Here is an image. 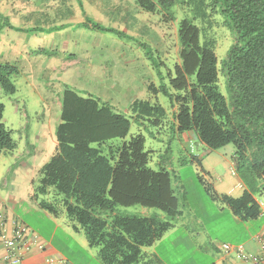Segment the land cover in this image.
<instances>
[{
    "label": "trees",
    "instance_id": "trees-1",
    "mask_svg": "<svg viewBox=\"0 0 264 264\" xmlns=\"http://www.w3.org/2000/svg\"><path fill=\"white\" fill-rule=\"evenodd\" d=\"M134 3L140 11L158 14L166 22L175 19L174 5H193L192 18L184 17L177 24L178 62L169 84L150 83L148 89L155 98L163 94L169 99L170 121L177 133L192 131L210 150L233 146L232 168L244 186L242 193L234 197L215 191L211 194L208 187L206 190L240 220L256 218L261 214L258 200L264 192V0ZM206 8L210 15H221V24L233 37L220 60L214 38L206 35L201 39L200 29L193 22L206 16ZM81 12L85 14L82 7ZM79 25L118 32L88 16ZM17 73L15 65L0 62L3 93L16 92L13 76ZM220 75L229 93L228 102L219 90ZM3 110L0 101V155L17 147L11 130L2 121ZM129 111L127 116L99 98L83 96L64 86L60 119L54 130L55 149L33 180L32 198L54 217L63 212L72 227L83 232L88 246L97 247L103 264H161L155 254L146 255L142 248L174 226L181 214L179 198L168 171L148 166L144 136H126L131 120L160 126L168 113L151 98L135 99ZM113 139L121 141L115 143ZM51 190L55 195L52 199L47 197ZM132 205L156 208L163 215L119 210Z\"/></svg>",
    "mask_w": 264,
    "mask_h": 264
},
{
    "label": "rangeland",
    "instance_id": "rangeland-1",
    "mask_svg": "<svg viewBox=\"0 0 264 264\" xmlns=\"http://www.w3.org/2000/svg\"><path fill=\"white\" fill-rule=\"evenodd\" d=\"M2 3L0 0V25L5 21L1 17L4 14ZM81 7L85 14L81 13ZM67 9H71L72 15L68 14ZM193 9V5H174L172 11L175 19L166 22L158 14L140 11L134 0H26V14L31 15L25 20L26 31L10 28L0 31V62H9L18 69L13 76L16 92L5 94L0 89V101L4 105L2 121L11 130L19 151L26 149V140L34 143L39 133L45 138L50 135L54 137L53 130L49 134L47 123H51V129H54L60 119L58 98L64 84L78 91H90L94 96L104 97L108 94L124 101L127 96L144 89L146 95L164 107L168 114L160 126L152 125L147 120H131L126 139L137 133L144 136L145 150L149 151L148 166L154 170L163 168L168 171L179 198L181 214L173 222L179 229L160 244L169 264H203L207 259L205 255L193 251V245L187 247L186 241L177 243L176 252H172L171 242L186 232L185 229L194 233L190 238L191 243L195 239L204 241L206 246L237 234L227 215L219 212L223 203L212 198L206 190L208 187L211 194L218 192V180L229 176V153L233 146L228 144L210 150L192 131L177 133L170 121L169 99L163 94L155 98L148 89L150 83L156 86L169 84L170 75L174 74L178 62L177 24L184 17L192 18ZM206 9V16L196 17L193 22L200 29L201 39L206 35L214 38L215 52L220 60L232 44L233 37L230 30L221 24V15H210V9ZM57 10L66 14L59 17L58 22H49L44 16H39L40 13L51 16L58 13ZM10 13L11 9L4 14L8 22L19 25L14 20L16 16ZM87 16L118 32L80 26L79 22L85 21ZM60 22L63 27L46 29L47 25ZM38 27L44 29L40 31ZM63 42V48H51L59 43L63 46ZM218 84L228 102L229 93L221 75ZM119 111L124 112V108ZM124 114L130 115L129 112ZM112 141L120 143L121 139ZM47 197H55L52 190ZM144 208L149 214L163 215L156 208L140 205L119 207V210L142 215ZM27 219L40 226L45 234L52 231L55 223L72 227V222L63 212L57 216L55 223L39 220L35 216H28ZM60 235L61 229H58L56 236ZM79 235L84 236L82 231ZM69 242L72 243V240Z\"/></svg>",
    "mask_w": 264,
    "mask_h": 264
},
{
    "label": "crops",
    "instance_id": "crops-1",
    "mask_svg": "<svg viewBox=\"0 0 264 264\" xmlns=\"http://www.w3.org/2000/svg\"><path fill=\"white\" fill-rule=\"evenodd\" d=\"M2 1L4 2L2 3V10L4 12L2 13L6 14L8 10L11 9L10 14L16 16L14 20H17L19 25H12L8 22V17L1 14V17H3L5 21L0 25V31L8 28L22 32L26 31L25 20L28 16L31 17L30 14H26V0ZM58 11L61 10H57L56 12ZM124 11L126 12V10ZM64 14L65 12H58L51 16H47L46 13H40L39 16H44V19L49 22H58V18L63 17ZM68 14L72 15V13L69 12ZM67 17L65 19H67ZM57 26H61V22L55 25L49 24L46 29L52 30L55 28L57 30L59 28ZM43 29V27H39L40 31ZM58 46L63 48L64 42L63 46L62 43H59V45L51 46V48L56 50ZM64 86H66V84L63 85V88ZM76 91L83 96L91 95L92 97L99 98L101 101L111 104L118 112H120V109L123 110V108L124 112H130L129 105L135 99L151 98L144 93V89L140 90L139 93L127 96L125 101L124 99L118 100L119 98H116L114 95L105 94L104 97H100L92 95V93H89L90 91ZM58 100L60 106V97ZM121 101H123L122 106H120ZM124 112L121 111V113ZM47 127L49 129V134L52 130L54 132L55 127L51 129V123H47ZM55 145V136L53 137L50 135L49 138H45L42 133H39L36 135L34 143L33 141L26 140V149L19 151L16 148L11 153L0 155V216L2 219L0 223L9 236L12 235L13 228L17 223L24 224L27 228V239L32 235H36L39 242L42 244V248H37L32 244L29 249L25 250L19 264H103L98 258L97 247L88 246L85 236L82 237L79 235L81 234L80 230H75L73 227H70L69 224L60 225L55 223L57 217H53L45 210L40 209L37 201L32 198L33 180L36 178L41 165L47 161L53 153ZM232 153L233 150L229 153L228 164L230 166V174L228 177L220 178L216 183V188L219 193H226L237 197L242 193L244 186L236 174L232 173ZM261 200L263 202L261 214L254 219L246 221L240 220L225 204L220 207L219 212L221 214H226L230 224L237 230L235 236H231L220 243H210L209 246H206L204 241L195 239L193 243H191L190 238L193 237L194 233L185 229L186 232H182L180 237H177L176 240L171 242L172 252H176L177 243L186 241L187 247L193 245V251L205 255L207 259L203 264H264V260L259 263H254L251 260L239 257L234 251H225L221 247L222 243L243 244L248 253L264 256L263 252L260 250L257 239V235L264 231V198ZM141 211L143 214H149V211L145 210V208ZM28 216H35L39 220H46L49 223L54 222L55 226L49 234H45L40 226L34 225L27 219ZM58 229H61V235L59 237L56 236ZM176 229L179 228L174 225L152 245L143 247L142 251L144 254H155L160 259L161 264H169L164 258V254L160 249V244L166 241L168 235L174 233V231H178ZM70 240H72V243L69 242ZM4 252L5 247L0 244V253L3 254ZM0 264L7 263L0 260Z\"/></svg>",
    "mask_w": 264,
    "mask_h": 264
},
{
    "label": "built area",
    "instance_id": "built-area-1",
    "mask_svg": "<svg viewBox=\"0 0 264 264\" xmlns=\"http://www.w3.org/2000/svg\"><path fill=\"white\" fill-rule=\"evenodd\" d=\"M232 173L234 174V171H232ZM262 198H264V192L258 200L261 207L263 206V202L261 200ZM0 221H2L1 216ZM26 233V226L24 224L17 223L13 228L12 235L9 236L0 223V244L5 247V252L3 254L0 253V260L6 262L7 264H19L24 251L29 249L32 244L37 248H42V244L39 242L36 235H32L29 239H27ZM257 239L260 250L264 254V231L257 235ZM221 247L225 251H234L239 257L251 260L254 263H259L264 260L263 255L248 253L243 244L222 243Z\"/></svg>",
    "mask_w": 264,
    "mask_h": 264
}]
</instances>
